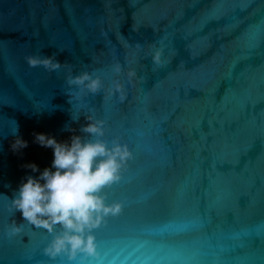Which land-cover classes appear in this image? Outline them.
I'll list each match as a JSON object with an SVG mask.
<instances>
[{
    "label": "water",
    "instance_id": "95a60500",
    "mask_svg": "<svg viewBox=\"0 0 264 264\" xmlns=\"http://www.w3.org/2000/svg\"><path fill=\"white\" fill-rule=\"evenodd\" d=\"M89 117L131 158L86 264H264V0H0V264H70L9 207Z\"/></svg>",
    "mask_w": 264,
    "mask_h": 264
},
{
    "label": "clouds",
    "instance_id": "9594fccd",
    "mask_svg": "<svg viewBox=\"0 0 264 264\" xmlns=\"http://www.w3.org/2000/svg\"><path fill=\"white\" fill-rule=\"evenodd\" d=\"M155 59L159 60V53ZM28 62L32 66L43 64L51 70L59 67L50 58L30 57ZM69 84L92 93L101 87L99 77L87 72L71 78ZM116 90H120L119 84ZM89 120L81 130L90 139L73 135L69 142H58L44 134L36 136L41 146L53 150L51 167L37 177L28 176L15 190L9 207V211L20 214L22 221L52 236L44 248L47 256L65 257L70 264L101 260L95 230L122 210L120 202L109 203L105 189L120 181L122 170L131 158L128 146L118 138L111 142L103 138V121L91 117ZM17 147H26V142L17 139L13 148ZM28 167L38 171L35 164ZM22 231L23 224L15 220L5 229L8 236Z\"/></svg>",
    "mask_w": 264,
    "mask_h": 264
}]
</instances>
